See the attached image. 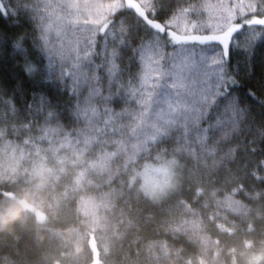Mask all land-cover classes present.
<instances>
[{"label": "trees", "instance_id": "trees-1", "mask_svg": "<svg viewBox=\"0 0 264 264\" xmlns=\"http://www.w3.org/2000/svg\"><path fill=\"white\" fill-rule=\"evenodd\" d=\"M241 2L264 14V0ZM10 93L0 89V264H91L90 235L98 264H249L264 251V135L247 120L210 131L63 99L54 115L29 114ZM171 157L174 192L128 187L132 166Z\"/></svg>", "mask_w": 264, "mask_h": 264}, {"label": "snow or ice", "instance_id": "snow-or-ice-1", "mask_svg": "<svg viewBox=\"0 0 264 264\" xmlns=\"http://www.w3.org/2000/svg\"><path fill=\"white\" fill-rule=\"evenodd\" d=\"M246 13L241 0L0 4V89L29 114L63 99L210 131L247 120L264 135V14Z\"/></svg>", "mask_w": 264, "mask_h": 264}, {"label": "rangeland", "instance_id": "rangeland-1", "mask_svg": "<svg viewBox=\"0 0 264 264\" xmlns=\"http://www.w3.org/2000/svg\"><path fill=\"white\" fill-rule=\"evenodd\" d=\"M67 2L78 5L83 14L88 10L91 0H67ZM182 176V163L175 157L161 163L146 160L144 163L132 166L128 177V187L137 186L145 195L154 200H160L177 189ZM19 201L24 208L30 209L36 214L38 221L43 220L42 211L26 201ZM232 203L233 206H238L235 202L232 201ZM89 245L93 253L91 264H98V248L93 235H90ZM249 264H264V251L252 252L249 256Z\"/></svg>", "mask_w": 264, "mask_h": 264}]
</instances>
